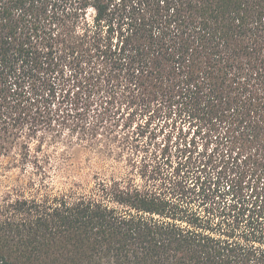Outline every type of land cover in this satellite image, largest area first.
<instances>
[{
    "label": "trees",
    "instance_id": "obj_1",
    "mask_svg": "<svg viewBox=\"0 0 264 264\" xmlns=\"http://www.w3.org/2000/svg\"><path fill=\"white\" fill-rule=\"evenodd\" d=\"M65 127L165 132L157 175L8 202L0 264H264V0H0V158L44 183Z\"/></svg>",
    "mask_w": 264,
    "mask_h": 264
},
{
    "label": "rangeland",
    "instance_id": "obj_2",
    "mask_svg": "<svg viewBox=\"0 0 264 264\" xmlns=\"http://www.w3.org/2000/svg\"><path fill=\"white\" fill-rule=\"evenodd\" d=\"M59 105L66 104L57 102L53 106L57 108ZM60 121H63V117L59 118L58 121L54 120V124ZM48 135L51 137L46 138L44 145L51 160L45 159L43 163L49 171V177L44 183L39 174L33 172L31 165L27 166L26 169L21 166L9 167L8 164L12 156L17 153L16 149L12 150L8 156L0 158V210L8 202L17 198H41L46 187L47 191L53 194L73 187L87 191L100 179L128 174H131L138 183L144 184L148 178L157 175L152 172V167L155 165V159L158 160L162 156V146L166 142L165 132H148L144 136H140L126 149L115 146L112 153L100 154L74 143L66 127L59 133L50 131ZM198 141L199 149L194 153V157L205 152L203 144L206 143V140ZM212 148L213 144H210L209 152ZM148 163L152 164L146 171ZM192 166L191 163L190 169ZM143 173L146 176H142ZM193 175L191 181H197V175Z\"/></svg>",
    "mask_w": 264,
    "mask_h": 264
}]
</instances>
